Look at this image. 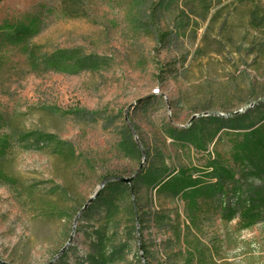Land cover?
<instances>
[{
	"label": "rangeland",
	"instance_id": "374dc122",
	"mask_svg": "<svg viewBox=\"0 0 264 264\" xmlns=\"http://www.w3.org/2000/svg\"><path fill=\"white\" fill-rule=\"evenodd\" d=\"M246 26L243 0H0V264H47L70 238L51 264H264V53L247 45L264 34Z\"/></svg>",
	"mask_w": 264,
	"mask_h": 264
},
{
	"label": "trees",
	"instance_id": "16d2710c",
	"mask_svg": "<svg viewBox=\"0 0 264 264\" xmlns=\"http://www.w3.org/2000/svg\"><path fill=\"white\" fill-rule=\"evenodd\" d=\"M207 12H208V10L205 12L206 14H204V16L202 17V20H205L207 18ZM243 14H244V18H246L247 29L250 28L254 31H257V32L259 31V32H262V34H264V5L263 4L258 2V0L257 1L256 0H243ZM212 18H213V15H211L210 19L208 20V23H207V26L205 27V30H207L210 27ZM247 45L249 47L248 48L249 51H253V49L256 48V49L260 50L262 53H264V39H262V40L258 39L257 40L255 38H252L250 42H247ZM250 53H252V52H250ZM243 154L244 155L238 157L239 163L242 166L244 164L247 165L250 161L249 159H251V156L246 151H244ZM256 167H258V166H256ZM223 173H224V177H225L226 181H229L231 183L234 180V172L224 170ZM171 178H172V180H173V178L175 180V181L171 182V184L169 186L173 193L185 192V191H188L192 187H196V186H194V185H196V183L195 184H193L194 182L191 183V177L190 176L181 175L178 178H176L173 175L172 177H170V179ZM107 184H108V187H110V186H115L117 184V182L109 181V182H107ZM191 184H192V186H191ZM161 185H163V183ZM221 187H222V185H221ZM235 187H236V185L233 184V186L231 188L232 191L236 195L235 198L239 199V203L244 204L245 200L241 199L242 194L245 193L244 188L243 187H236V189H233ZM174 188L176 189V191ZM203 188L204 187L194 188L192 190V193L198 194V195H200V197L201 196L206 197L208 191H203L204 190ZM252 192L255 193L254 188H252ZM260 198H262V197H259V199ZM254 205H255V201L250 199L247 212L251 211L252 210L251 208L254 207ZM245 208H246V204L243 206V209H245ZM222 211H224V213H227L229 211V209L228 210L222 209Z\"/></svg>",
	"mask_w": 264,
	"mask_h": 264
},
{
	"label": "water",
	"instance_id": "95a60500",
	"mask_svg": "<svg viewBox=\"0 0 264 264\" xmlns=\"http://www.w3.org/2000/svg\"><path fill=\"white\" fill-rule=\"evenodd\" d=\"M125 122H126L127 126L129 127L131 133L134 134L133 126L130 125V123L128 122V119L126 118V116H125ZM133 178H134V176H132L130 178L108 177L107 179H105L101 183V187H103L109 181H115V182H118V183H123V182L124 183H130ZM71 242H72V238H70L68 240V242L63 246V248L58 252L57 256L54 257L53 260L49 261L47 264H51L56 258H58L59 256H61L63 254V251L66 249L67 246L70 245Z\"/></svg>",
	"mask_w": 264,
	"mask_h": 264
}]
</instances>
